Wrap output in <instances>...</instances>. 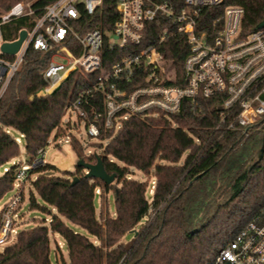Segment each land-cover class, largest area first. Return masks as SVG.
<instances>
[{
  "label": "trees",
  "instance_id": "1",
  "mask_svg": "<svg viewBox=\"0 0 264 264\" xmlns=\"http://www.w3.org/2000/svg\"><path fill=\"white\" fill-rule=\"evenodd\" d=\"M22 1L25 0H0V15ZM55 1H33L35 17L42 16ZM116 2L106 0L94 16L82 11L79 24L83 32L96 28L110 32L118 19ZM174 2L179 8L184 6L183 0ZM233 5L245 10L244 31L254 29L264 19V0H225L220 9L201 13L202 27L211 31L213 19ZM33 25L32 18L14 19L5 26L3 40L14 41L20 31H29ZM164 30L172 35L159 45V35ZM151 45L171 64L178 76L176 85L184 87L188 41L164 17L147 25L140 48H112L106 39L102 70L92 75L75 73L46 97L35 95L47 85L43 72L49 56L32 47L28 49L21 70L0 100V125L24 139L23 149L8 130L0 129V202L14 190L18 173L17 165L6 173L4 167H9L10 161L22 152L31 166L52 136L54 141L65 136L63 118L68 104L114 64ZM145 75L138 69L121 88L130 92L145 85ZM104 98L105 92H98L90 104L105 115ZM220 105V96L199 97L195 104L185 99L176 114L166 116L152 111L131 116L120 127L111 129L105 128L104 116L99 122V143L88 145L100 152L85 160L82 143L72 137L73 149L80 159L76 171L39 175L29 193L30 208L51 215L50 224L38 223L19 231L16 241L0 252V264H52L51 234L60 235L68 247L69 262L61 258V264H212L264 204V118L242 130H230L225 125L216 130ZM83 107L92 119L89 107ZM70 126L67 123L66 129ZM99 159L106 172L115 176V183L106 185L88 178L79 165L96 164ZM52 168L57 170L47 164L30 173ZM132 170L140 172L144 179L133 178ZM101 189L113 191L114 215L108 211L98 217L95 201ZM68 224L85 230L97 243ZM129 233L133 238L123 242Z\"/></svg>",
  "mask_w": 264,
  "mask_h": 264
},
{
  "label": "built area",
  "instance_id": "2",
  "mask_svg": "<svg viewBox=\"0 0 264 264\" xmlns=\"http://www.w3.org/2000/svg\"><path fill=\"white\" fill-rule=\"evenodd\" d=\"M105 1L57 0L47 6L40 17H35L31 4L18 3L0 15V100L21 70L29 48L49 56L43 72L47 85L35 95L46 97L75 73L92 75L102 70L106 39L112 48H140L146 39L147 25L164 17L188 41L189 52L184 61L186 85H176V72L156 46L128 55L110 71L98 76L90 88L66 107L65 113L76 114L86 126L88 137L98 140L99 122L104 116L105 128L111 129L115 125L120 127L121 122L131 116H143L152 111L166 116L176 114L185 99L195 104L199 97H222L216 130L224 125L230 130H242L264 118V28H259L264 19L254 29L244 31V8L227 6L213 19L210 31L202 27L201 13L220 9L225 0H183L182 8L174 0H117L118 19L110 32L105 33L100 28L83 32L79 24L82 11L94 16ZM19 18H32L34 25L29 31L25 30L27 38L19 52L9 56L1 51V46L17 41L21 31L18 38L10 42L3 40V32L8 23ZM170 35L172 33L164 30L158 44ZM138 69L146 72L145 85L130 92L122 89ZM101 91L105 92V115L97 113L90 104ZM84 104L89 107L92 119ZM44 157V149H40L30 169L43 166ZM24 179L25 171H18L15 187L19 190ZM21 202V192H17L0 206V244L15 233L16 211ZM212 264H264V204Z\"/></svg>",
  "mask_w": 264,
  "mask_h": 264
},
{
  "label": "rangeland",
  "instance_id": "3",
  "mask_svg": "<svg viewBox=\"0 0 264 264\" xmlns=\"http://www.w3.org/2000/svg\"><path fill=\"white\" fill-rule=\"evenodd\" d=\"M35 0H25L20 3L24 4H31ZM70 123V129H66V124ZM63 128L65 129L64 135L61 136L58 140L54 141V136L51 137L49 140L48 145L44 148L45 157L44 162L45 164L41 167H44L45 165H51L55 169H48L41 173H30V165L27 163L26 155H22L24 158V163L21 165H18L17 171H25V179L23 182H21L20 190L18 188H14V190L9 193L1 202L0 206L6 204L9 202L17 192H21L22 195V202L17 208L16 214L17 219L14 224L15 227V233L11 235V237L6 240L5 242L0 244V252H2L7 246L13 244L16 241V235L19 231L23 229L33 228L38 223H41L43 225H49L51 215L41 211V210H34L30 208L29 205V193L32 190V182L36 179L37 176H56L61 175V172H68V173H74L76 171V166L79 162L78 155L73 149L72 145V137H75L78 141H80L84 147V153H81L84 160L86 157L90 156L91 154L99 153L100 150L95 147H91L88 145H97L99 143L98 140H91L86 131V126L83 124L82 121L78 120V117L74 113H65L63 118ZM0 129L8 130L6 127H3L0 125ZM9 133H11L14 137L19 139L20 144L22 145L24 149V139L21 138L18 133L12 129L8 130ZM84 154V155H83ZM12 164H9V167ZM8 167V168H9ZM11 169V168H10ZM133 171V178L135 179H144V176L136 171ZM1 177V175H0ZM115 183V182H114ZM152 194V191H151ZM41 203V202H40ZM96 208H97V215L100 218L101 216L107 215L108 211L110 212V215H114L115 209H114V193L111 192H104L102 189L101 191L97 192V198H96ZM44 205L43 203H41ZM47 207V206H46ZM53 214L56 213L55 210H52ZM146 221V218L143 220L142 223ZM70 227H72L77 232L87 236L91 241L96 242V239L91 237L85 230L68 224ZM133 234L129 233L125 236L123 239V242L127 243L133 238ZM51 240V254L50 259L52 264H61V258H63L67 263L69 262L68 257V247L65 243V241L62 239V237L58 234H51L50 235ZM58 260V261H57Z\"/></svg>",
  "mask_w": 264,
  "mask_h": 264
},
{
  "label": "water",
  "instance_id": "4",
  "mask_svg": "<svg viewBox=\"0 0 264 264\" xmlns=\"http://www.w3.org/2000/svg\"><path fill=\"white\" fill-rule=\"evenodd\" d=\"M259 28H264V21L259 25ZM26 38H27V31L23 30L21 31L19 35V39L17 41L13 43H4L1 46V51L9 56L16 55L21 49V46L26 40ZM79 165L83 166V168L86 170V176L88 178L98 179L106 185H111L115 182V176H111L106 172L101 159H99L96 164L81 162L79 163ZM200 177L201 175L196 177L195 180H197ZM76 182L77 179H74L73 184H75Z\"/></svg>",
  "mask_w": 264,
  "mask_h": 264
},
{
  "label": "crops",
  "instance_id": "5",
  "mask_svg": "<svg viewBox=\"0 0 264 264\" xmlns=\"http://www.w3.org/2000/svg\"><path fill=\"white\" fill-rule=\"evenodd\" d=\"M22 155H25V152H22V154H21V156L20 157H18V158H15V159H13V160H11L10 162H12V165L9 167V169L10 168H12V167H14V166H16V164H18V165H21V164H23L24 163V158L22 157ZM8 164V163H7ZM6 165V164H5ZM5 165H3V166H5ZM8 169V170H9ZM7 170V171H8ZM6 171V172H7ZM5 172V173H6ZM2 176V175H1Z\"/></svg>",
  "mask_w": 264,
  "mask_h": 264
},
{
  "label": "bare ground",
  "instance_id": "6",
  "mask_svg": "<svg viewBox=\"0 0 264 264\" xmlns=\"http://www.w3.org/2000/svg\"><path fill=\"white\" fill-rule=\"evenodd\" d=\"M8 170V166L4 167L3 171L6 172Z\"/></svg>",
  "mask_w": 264,
  "mask_h": 264
}]
</instances>
